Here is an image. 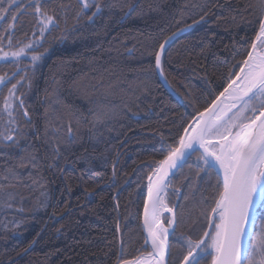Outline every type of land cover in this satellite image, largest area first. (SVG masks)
Returning a JSON list of instances; mask_svg holds the SVG:
<instances>
[{"label":"trees","instance_id":"trees-1","mask_svg":"<svg viewBox=\"0 0 264 264\" xmlns=\"http://www.w3.org/2000/svg\"><path fill=\"white\" fill-rule=\"evenodd\" d=\"M87 3L82 12L83 0H0L6 10L0 13V50L39 40L25 50L41 57L0 62V76L7 79L0 88V134L19 125L27 136L21 145L38 149L39 162L22 170V183L8 188L14 199L0 200L6 205L0 210V264H123L145 252L148 177L235 78L264 17L256 0ZM38 4L53 17L48 28L34 11ZM13 85L10 117L5 100ZM24 110L32 121L27 127ZM94 113L105 114L97 119ZM59 125L65 127L54 132ZM200 154L193 153L171 179L168 199L171 209L176 206V229L169 264H180L187 239L209 229L222 187ZM5 167L0 155V184L9 183L3 180ZM201 264H211V257Z\"/></svg>","mask_w":264,"mask_h":264},{"label":"snow or ice","instance_id":"snow-or-ice-1","mask_svg":"<svg viewBox=\"0 0 264 264\" xmlns=\"http://www.w3.org/2000/svg\"><path fill=\"white\" fill-rule=\"evenodd\" d=\"M12 2L14 3V0ZM88 7L87 0H83L81 11ZM255 7L261 16H264V0H256ZM96 9L100 10L99 4L96 5ZM5 11L0 8V13ZM34 11L44 16L46 22L53 20L52 16H47L42 11L39 4L35 6ZM95 14L93 13V16ZM12 19L15 21L17 17L13 16ZM9 43H11L10 40ZM160 49L164 50V44L160 45ZM24 51V48H20L11 55L19 57ZM8 56V52L0 50V59ZM40 58L37 55L32 56L34 62ZM155 64L162 74L160 53H156ZM234 75L235 79L231 80L220 96L227 93V99L242 101L241 107L231 116L227 113L236 107L235 102L215 112L214 109L218 108L217 102L220 100V97H217L211 108L199 113V119L195 120L194 126L189 125L184 129V135L180 136L178 146H169L167 156L157 162L153 175L148 177L150 204H145L144 223L148 230V237L151 239L152 252L149 253L150 259L146 264H165V257L170 255L169 228L159 222L162 210L172 212L161 197V193L167 187L164 180L168 170L176 166L177 159L189 154L186 150L196 152L200 149L203 151L199 159L204 165L209 168L218 166L222 172V187L215 200V207L211 209L212 215L208 217V226L211 230H205L196 240L190 237L187 239V252L183 255L180 264H201L207 256L211 257V264H264V216L260 217V231L256 236L251 237L253 243L250 244L247 254H242L246 225L250 219H254L252 213L256 205L264 207V19L259 20L256 41L252 43L251 50L242 61L239 72ZM0 83H3L2 77H0ZM15 88L16 85H13L9 90V97L14 95ZM53 103L58 104L60 101L54 100ZM23 106L24 101L20 100L19 107L23 108ZM8 107L6 99L5 110ZM249 111L252 113L251 116L246 115ZM206 113H212V116L205 118ZM22 114L29 117L27 110H24ZM104 114L94 113L97 119ZM8 115L11 117L12 113L9 112ZM67 117L69 122L66 127L71 133V119L74 113L69 111ZM9 123H16V121L11 119ZM31 123L29 117L24 127ZM60 127L65 125L54 127V132H59ZM13 131L15 136L11 134ZM0 135H2L0 148L19 150V153L0 152V155L5 157L6 164L3 180L9 182L0 184V199L7 204L15 198L8 188H15L17 184L23 182L22 170L38 167L39 162L35 155L38 149L31 145H21V140L27 139V136L19 125L16 129H7ZM51 140L59 143L55 135L51 137ZM53 151L56 156L59 155V147L54 146ZM8 161L12 163L9 164ZM12 181L15 183H11ZM215 216H218L219 222L213 223ZM173 223L174 219L168 220L169 227H172ZM123 264H134V262L125 260Z\"/></svg>","mask_w":264,"mask_h":264},{"label":"water","instance_id":"water-1","mask_svg":"<svg viewBox=\"0 0 264 264\" xmlns=\"http://www.w3.org/2000/svg\"><path fill=\"white\" fill-rule=\"evenodd\" d=\"M263 19H264V17H263ZM195 25H196V24H193V25H190V26H187V27L181 29L180 31H178L177 33H175L173 36H171V37L169 38L168 42H171V41H173L176 37H178L179 35H181V34H183V33H185V32H188V31L192 30V29L195 27ZM158 73H159L161 79L163 80V77H162L161 71H160L159 69H158ZM234 79H235V78H234ZM238 83H239V82H238ZM226 95H227V93H225L224 96H219V97H220V100L217 102L219 106H218V108L214 109L215 112H219V111H220V109H221V107H222V101H223V99H224V97H225ZM216 100H217V99H216ZM216 100H215V101H216ZM236 102H239L240 104L242 103V101H236ZM212 105H213V103L209 106V108H211ZM209 108H208V109H209ZM204 112H205V111H204ZM211 116H212V113H206L205 118H209V117H211ZM197 119H199V116L197 117ZM197 119H196V120H197ZM197 147H198V146H197ZM186 151H187V150H186ZM199 151L202 152L203 150L200 149ZM187 152H188L189 154L185 155L184 157H181V158L177 159V161H176V166L168 170V175H167V177H166L165 180H164V183H165L166 185L169 184V182L171 181V179H172V177L174 176V174H175V173H176V172L182 167V165L184 164V162H185V161H186V160H187V159H188L193 153H195V152H192L191 150H190V151H187ZM196 152H197V151H196ZM214 169L217 171V173H218V175H219V177L221 178V181H222V176H223V174H222V172L219 170L218 166H216ZM145 204H150L148 196H147V200H146V203H145ZM259 207H260V205L257 204L255 210H254L253 213H252V216H253L254 218H255V216H256V213H257V210L259 209ZM144 208H145V206H144ZM168 214H169V216H170L171 219H174V223H173L172 227L169 228L168 243H169V245H170V237H171L172 234L174 233V232H173V228L176 229V206L172 209V212H168ZM253 223H254V219H250L249 222H248V224L246 225V235H245L244 240H243V253H242V254H245V255L247 254V247H248L249 240H250V237H251V231H252V225H253ZM160 224H162V225L164 226L163 222H161ZM142 226H143V231H144V234H145L146 242H147V244H148L149 249H150L151 252H152L151 239L148 237V230H147V228H146V226H145V223H144V210H143V216H142ZM164 227H165V226H164ZM208 230H211V229L209 228ZM121 253H122V247L120 246V256H121ZM169 257H170V255L165 257V264H169Z\"/></svg>","mask_w":264,"mask_h":264},{"label":"rangeland","instance_id":"rangeland-1","mask_svg":"<svg viewBox=\"0 0 264 264\" xmlns=\"http://www.w3.org/2000/svg\"><path fill=\"white\" fill-rule=\"evenodd\" d=\"M44 26L48 28L49 23L47 22ZM38 43H39V40H38V41H36V40L34 41V40H33V42H32V43H29L24 49H28V50H30V49L34 48V46L37 45ZM257 43H258V42H257ZM19 50H20V49H18V50L5 51V52H8V53H9V56H8L7 58L0 59V62H6V61H10V60H19V59H22V58H29V59H32V56H33L34 54H29V52H26V50H25L24 53L21 54L19 57H13V56L11 55L12 52H17V51H19ZM0 77L3 78V83H0V88H1L2 85H4V84L6 83L7 79H6V77H4V76H0ZM15 99H16V92H15V90H14V95H13L12 97H9V95H8V97H7L8 104H9L8 109L5 110L7 113H9V112L12 113L13 108H14V102H15ZM241 105H242V103H241L237 108H235L233 111H231V112L228 114V116H231L232 113L236 112V111L241 107ZM257 114H258V113H257ZM246 115L251 116L252 113L249 111V112H246ZM195 120H196V119H195ZM195 120L191 123V125L194 126V122H195ZM200 161H202V160L200 159ZM171 191H172V187H171V182H170V183H169V189L167 190V193H166V196H165V203L167 204V207H168V208H171V205L169 204V199H168V198H169L168 195H169V193H170ZM0 200H2V199H0ZM26 200H28V198H26ZM0 203H1V202H0ZM5 206H6V205H4V207L0 205V210H2L3 208H5ZM3 210H4V209H3ZM3 210H2V211H3ZM167 216L169 217L168 211H167L166 209L162 210L161 213H160V216H159V222H160V223L163 222L164 226L169 228V226H168V221H167V218H166ZM261 216H264V207H261V206H260L259 209L257 210L256 216H255V218H254V223H253V225H252V231H251V237L256 236V234L260 231V224H261L260 217H261ZM216 222H219V221H218V218H216V219L213 221V223H216ZM251 237H250V240H249V244H248V247H247V251H248V248H249L250 244L253 243ZM256 243L259 245V241H257ZM150 252H151V250H150L149 247H148L147 250H146L145 252L141 253L137 258H135V259H133V260H131V261L134 262V264H146V262H147L148 260L137 262V259L140 258L142 255H145V254L150 253Z\"/></svg>","mask_w":264,"mask_h":264},{"label":"bare ground","instance_id":"bare-ground-1","mask_svg":"<svg viewBox=\"0 0 264 264\" xmlns=\"http://www.w3.org/2000/svg\"><path fill=\"white\" fill-rule=\"evenodd\" d=\"M228 96V94L224 97L223 101H222V107L221 108H224L225 105H228V104H232V103H236V107L237 108L240 103L239 102H236V101H233L231 99H227L226 97ZM235 108H232L231 111H233ZM231 111H229L227 114H229ZM187 151H190V150H187ZM153 175V174H152ZM153 179H155V177H153ZM169 189V184L167 185V187L164 189V191L161 193V197L163 198L164 202H165V196H166V193H167V190ZM218 218V216H215L213 218V221ZM149 254H145V255H142L140 258L137 259V262H140V261H146V260H149Z\"/></svg>","mask_w":264,"mask_h":264}]
</instances>
